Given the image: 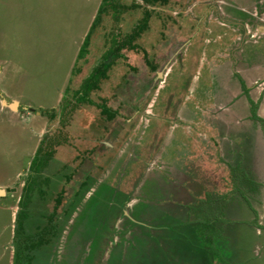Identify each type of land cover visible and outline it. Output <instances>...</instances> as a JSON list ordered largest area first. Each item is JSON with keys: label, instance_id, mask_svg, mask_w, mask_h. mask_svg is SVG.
<instances>
[{"label": "rangeland", "instance_id": "1", "mask_svg": "<svg viewBox=\"0 0 264 264\" xmlns=\"http://www.w3.org/2000/svg\"><path fill=\"white\" fill-rule=\"evenodd\" d=\"M102 1L0 0V264L13 262L29 175L45 200L32 196L38 204L27 234L52 215L58 191L69 197L77 182L93 180L85 206L46 248V264H89L91 252L94 264H209L203 242L220 237L229 252L211 264H264V26L250 17L258 1L106 0L117 10L102 14L79 56ZM146 10L137 49L121 50L89 95L117 111L105 121L74 92L112 38L129 35ZM258 16L264 22V9ZM250 28L259 31L254 42L245 36ZM208 193L228 202L203 203ZM216 215L221 235L206 226ZM112 216L110 238L98 248ZM188 232L206 258L176 247L178 233Z\"/></svg>", "mask_w": 264, "mask_h": 264}, {"label": "trees", "instance_id": "2", "mask_svg": "<svg viewBox=\"0 0 264 264\" xmlns=\"http://www.w3.org/2000/svg\"><path fill=\"white\" fill-rule=\"evenodd\" d=\"M147 4H154V3H160L158 0H145ZM158 1V2H157ZM137 7L136 4H133L130 8ZM130 8L121 6L120 11L128 10ZM109 10H113L114 12L117 10V5H114L113 3L106 4V0L102 1L100 9H98V12L92 22V25L90 27V31L85 36L84 42L80 48L79 56L83 52L86 51L87 45L89 43L92 31L95 29L96 25L99 23L102 14L108 13ZM151 17V11L146 10L144 12L143 17L140 19V21L137 23V25L132 29L131 33L127 35L123 39H119L116 36L112 38L111 40V47L110 49L105 53L104 60L100 63L99 66L94 67L89 76L82 81L81 87L79 90H76L73 95V99L76 100V103H86L90 104L91 106H95L98 110V116L104 117L105 121H111L114 119V117L117 115V111L112 110L105 102L102 101V104L94 103L91 99H89L90 93L93 91H98L100 88V84L103 80H106L108 77V71L109 68L114 66L117 63V60L121 58L120 55L121 50H135L137 49V45H135L134 41L141 36L143 32H145L148 29L149 26V20ZM163 27L166 26L163 24ZM106 60H109L106 62ZM146 65L149 67L150 70H155L156 65L152 64L148 60H145ZM136 70V69H135ZM243 92L247 94V89H245V85L242 87ZM253 105L252 106V117L254 121H258L256 117V106L257 103H254L252 100ZM256 104V106H255ZM70 112V111H69ZM71 113V112H70ZM264 122V121H263ZM264 126V123H263ZM264 130V128H263ZM32 172V171H31ZM38 175H41V173L37 172ZM48 177H46L47 179ZM33 180L32 175H29L24 188L22 189V194L19 198L17 207L18 212L16 213V229L15 233L13 235V246H14V252H13V262L12 264H41V261H43L44 264L47 263V261L42 260L43 258H46V248H52L53 244L60 240V237L63 234V231L66 228V223L71 220L73 214L76 212L77 206L79 204L82 205L83 198L85 195L89 192L91 189V184L93 180L88 184L85 183L86 180L84 179L82 182L78 183V189H73V192L70 194L69 197H64L63 191H58V197L56 198V204L54 205V209L52 211V215L47 216H41V220L44 223H37L35 227H33L34 232L31 231V233L25 232V223L27 224V227L30 229V226L28 225L30 219H31V211L35 208V205L38 203L36 201H43L44 199V191L43 188L39 186H34L32 184ZM45 179V180H46ZM67 179V178H66ZM31 184V185H30ZM243 186V184L241 183ZM38 189V190H37ZM40 189V190H39ZM58 189V188H57ZM56 189V190H57ZM112 189V188H111ZM109 190V189H108ZM112 192V190L110 191ZM36 196V203L33 202L32 196ZM95 195V194H94ZM112 194H109V197L107 201H110ZM67 198V199H65ZM115 198V194L113 195V198ZM225 197H222L221 195L216 194H204L203 195V203L204 202H210L212 207H217V205L212 204L211 202H222L226 203L228 202ZM65 199V200H64ZM116 199V198H115ZM122 199L125 200V197H122ZM228 199V198H227ZM63 200L65 203L63 204ZM71 200L76 201L75 206L73 205V202ZM93 203L98 201V197L93 199ZM106 201V198H102L101 202L103 203ZM127 201V200H126ZM125 203V202H124ZM61 205L60 210L58 211V206ZM85 206V205H82ZM65 209V210H64ZM187 211L190 210V208H185ZM218 209V208H217ZM64 210V211H63ZM63 211V212H61ZM61 212V213H60ZM109 215H111V212L113 213V216L115 215L114 210L109 211ZM219 214H221L220 211H218ZM117 214V213H116ZM231 214V210L227 212V215ZM111 217L109 220V224L107 225V228H105L104 231H102V234H100L98 248L102 244L103 240L105 238H110L111 233V225L113 223V220H115V217ZM218 215L215 216L213 224H206L207 227L210 228L214 234L221 235L222 234V224L219 223ZM207 221V220H206ZM202 222V221H201ZM206 223V222H205ZM216 228V231L214 232V229ZM97 230V229H96ZM33 234V235H32ZM178 239L176 242V247H179L185 251L191 252V255H198L202 254L204 252L203 245L200 246L197 245V242L193 241V237L191 236V233L188 232V234L184 233H178ZM94 236L96 235L93 234ZM93 237V241L98 240V237ZM91 237V236H88ZM217 237V236H216ZM87 240L81 241L82 243ZM53 243V244H52ZM94 243V242H93ZM207 245V249H209V264L214 261H224L222 259V255L228 254V238L222 239L220 237L216 239V241L210 240L209 243L203 242V244ZM52 244V245H51ZM227 245V246H226ZM45 246V247H44ZM92 246V245H91ZM226 246V247H225ZM98 248L96 250H98ZM39 253L35 251H39ZM94 252H91L86 259V262H88V259H91V262L89 264H94ZM205 253V252H204ZM36 255V256H35ZM206 253L202 254L206 258ZM47 259V258H46ZM213 260V261H211ZM78 264V263H77ZM153 264H157V262H154Z\"/></svg>", "mask_w": 264, "mask_h": 264}, {"label": "crops", "instance_id": "3", "mask_svg": "<svg viewBox=\"0 0 264 264\" xmlns=\"http://www.w3.org/2000/svg\"><path fill=\"white\" fill-rule=\"evenodd\" d=\"M258 1V3H257V5H255V6H252V11H251V13L252 14H250V17L251 18H253L254 20H252L251 21V23H253L255 26H264V22L262 21V19L261 18H258L259 16H258V12L259 11H261V9L263 10L264 9V7L262 6V7H260V10L258 9V5L259 6H261L262 5V3L264 2V0H257ZM257 7V8H256ZM242 11L243 10H245V9H241ZM257 20V21H256ZM243 23H245V22H242V23H240V25L241 24H243ZM261 23V24H260ZM257 33H259V31L257 30V28H255V29H251L250 28V31L248 30H246V37H248L247 39H250L251 41H255L254 39H255V35L257 34ZM251 36V37H250Z\"/></svg>", "mask_w": 264, "mask_h": 264}, {"label": "water", "instance_id": "4", "mask_svg": "<svg viewBox=\"0 0 264 264\" xmlns=\"http://www.w3.org/2000/svg\"><path fill=\"white\" fill-rule=\"evenodd\" d=\"M2 105H7L4 100L2 101ZM8 107H10V109H12V110H16L18 106H17V103L13 102V103L9 104ZM5 192H6V190H0V195L3 196L5 194Z\"/></svg>", "mask_w": 264, "mask_h": 264}]
</instances>
